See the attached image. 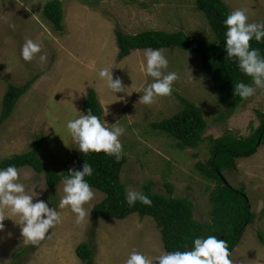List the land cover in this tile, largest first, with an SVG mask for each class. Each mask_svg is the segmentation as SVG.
<instances>
[{"label": "rangeland", "instance_id": "374dc122", "mask_svg": "<svg viewBox=\"0 0 264 264\" xmlns=\"http://www.w3.org/2000/svg\"><path fill=\"white\" fill-rule=\"evenodd\" d=\"M51 0H0V114L3 100L11 85L36 82L18 103L12 117L0 127V164L3 160L32 150L38 137H44L41 158L45 167L59 173L73 169L80 151L66 129L67 120L83 114L89 91L95 90L104 109L108 127L117 123L125 129L120 137L128 162L122 171L127 191L143 193L154 182L153 192L165 194V183L173 184L175 198H187L194 205V217L210 223L211 188L197 163L207 162L212 140L227 134L249 136L261 123L264 114V90L257 89L229 118L219 120L229 109L221 106L210 76L201 69L199 55L176 48L164 50L169 60L166 72L174 71L170 96L155 103L139 102L143 88L152 83L146 75L144 50L118 60L116 32L129 35L156 30L169 33L184 31L199 39H212L206 17L196 10L197 0H64V32L54 30L43 17ZM231 11L247 10L249 22H264V0H223ZM27 39L39 43L41 52L29 62L21 56ZM46 57L41 62L39 57ZM103 67L119 76L125 93L117 99L98 76ZM188 100L198 106L207 120L204 141L197 149L180 150L176 141L153 128V124L181 113ZM19 182L30 194L38 193L60 212L62 222L38 243L25 242L19 216L3 209L5 231L0 233V264H86L77 255L83 243L96 249L92 264H125L136 250L150 259L166 252L161 231L151 217L133 214L125 220L94 221L93 209L105 194L93 189L95 196L85 205L88 217L81 223L70 208L60 209L63 184L55 191L46 182V174L30 168L19 170ZM229 181L245 190L256 221L249 226L241 244L232 253L233 264H264V246L258 232H264V144L255 155L237 162L227 173ZM35 202V201H34ZM9 233L11 235H9ZM27 249V251H25ZM19 255V256H17Z\"/></svg>", "mask_w": 264, "mask_h": 264}, {"label": "trees", "instance_id": "16d2710c", "mask_svg": "<svg viewBox=\"0 0 264 264\" xmlns=\"http://www.w3.org/2000/svg\"><path fill=\"white\" fill-rule=\"evenodd\" d=\"M196 10L206 17L215 38L199 39L184 31L169 33L149 30L136 35L117 31L118 60L123 61L135 51L146 48H176L199 55L201 69L210 76L220 105L229 109L227 114H221L219 120L223 121L231 117L246 100L234 94L235 84H251L252 78L241 72L235 58L227 57L225 51L224 20L232 12L231 9L223 0H197ZM43 17L51 23L55 31L63 33L64 0H51L45 7ZM250 43L264 55V41L257 42L253 39ZM36 80L37 77L24 85L9 87L3 100L0 127L12 117L18 103ZM184 101L186 106L181 113L152 126L156 131L175 140L178 149H197L204 141L208 123L198 106L191 101ZM89 110L103 120L104 109L95 90L89 91L83 114H87ZM258 116L261 123L249 136L238 138L227 134L217 140L210 139L212 146L208 161L196 165L200 175L215 184V187L211 188L209 198L212 205L210 223L197 221L193 203L187 198H175V188L168 182L165 183V194L153 192V181L144 186L143 194L152 201L151 206L137 201L130 207L126 200L127 185L122 180V171L128 162L127 156L123 153L122 158L117 161L115 157L103 152L80 153L73 169H81L85 162L89 163L93 168V175L85 179L92 189L105 194L104 200L92 211L93 220H125L133 214H138L142 219L151 217L161 231L166 252L191 250L194 239L214 235L227 241L232 256L241 244L247 228L255 223L257 216L251 210L245 190L234 186L227 173L236 170L239 160L252 157L257 153L259 146L264 144V114L258 112ZM44 140L43 136L38 137L31 151L3 160L0 168L14 165L19 170L30 168L37 174L45 173L48 187L55 191L69 171L59 173L45 167L41 158ZM262 216L264 217V209ZM258 237L264 246V232L259 231ZM95 253L96 249L91 242L81 244L77 250L78 257L86 264H92Z\"/></svg>", "mask_w": 264, "mask_h": 264}, {"label": "clouds", "instance_id": "9594fccd", "mask_svg": "<svg viewBox=\"0 0 264 264\" xmlns=\"http://www.w3.org/2000/svg\"><path fill=\"white\" fill-rule=\"evenodd\" d=\"M224 25L227 57L235 58L240 71L252 78L251 84L238 82L234 86V94L241 99H247L254 96L257 89L264 90V55H261L259 49L253 48L250 43L253 39L257 42L264 41V22H249L247 10L237 9L226 16ZM40 52V44L27 39L22 46L21 56L24 61L29 62ZM144 57L146 75L151 77L153 82L143 88L139 102L151 105L160 97L170 96L174 82L179 77L174 71L166 72L169 60L163 49L146 48ZM39 59L44 62L46 57L41 55ZM113 68H101L98 76L106 81L107 88L118 100L123 99L118 97L117 93L128 95V87L124 86L119 76L114 78ZM107 125L105 120H101L89 110L85 115L67 120L65 127L81 153L103 152L119 161L123 156L120 137L125 129L117 123L111 127ZM92 175V166L85 162L81 169H70L62 178L64 195L59 202V208H70L76 215L77 223L85 221L88 217L89 213L85 205L95 196L91 185L85 179ZM19 177V169L14 165L0 168V233L5 231L6 218L2 210L8 209L12 215L19 216V226L25 242L38 243L45 239L50 229L62 222V217L56 208L49 207L48 202L36 199L37 192L33 194L27 192L25 185L19 182ZM126 200L130 207L137 201L147 206L152 205L148 196L135 190L127 193ZM230 257L227 241L209 235L207 238L194 239L191 250L165 252L155 257V261L158 264H233ZM125 264H154V261L133 250Z\"/></svg>", "mask_w": 264, "mask_h": 264}]
</instances>
